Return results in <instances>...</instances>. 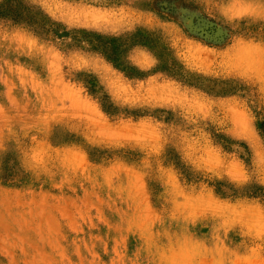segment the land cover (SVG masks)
<instances>
[{
  "label": "rangeland",
  "instance_id": "374dc122",
  "mask_svg": "<svg viewBox=\"0 0 264 264\" xmlns=\"http://www.w3.org/2000/svg\"><path fill=\"white\" fill-rule=\"evenodd\" d=\"M0 264H264V0H0Z\"/></svg>",
  "mask_w": 264,
  "mask_h": 264
},
{
  "label": "trees",
  "instance_id": "16d2710c",
  "mask_svg": "<svg viewBox=\"0 0 264 264\" xmlns=\"http://www.w3.org/2000/svg\"><path fill=\"white\" fill-rule=\"evenodd\" d=\"M116 47H117V46H116ZM116 47H115V48H116ZM117 51H119V48H117V49L114 51V53L117 54V53H116Z\"/></svg>",
  "mask_w": 264,
  "mask_h": 264
}]
</instances>
